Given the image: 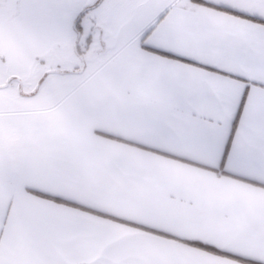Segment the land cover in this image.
I'll return each mask as SVG.
<instances>
[{"label": "crops", "instance_id": "0c3cea01", "mask_svg": "<svg viewBox=\"0 0 264 264\" xmlns=\"http://www.w3.org/2000/svg\"><path fill=\"white\" fill-rule=\"evenodd\" d=\"M199 1L168 0L140 40L20 114L0 264H264V0ZM217 92L209 147L187 100Z\"/></svg>", "mask_w": 264, "mask_h": 264}, {"label": "rangeland", "instance_id": "374dc122", "mask_svg": "<svg viewBox=\"0 0 264 264\" xmlns=\"http://www.w3.org/2000/svg\"><path fill=\"white\" fill-rule=\"evenodd\" d=\"M167 1L0 0V164L22 112L51 107L78 69L95 71L140 40Z\"/></svg>", "mask_w": 264, "mask_h": 264}, {"label": "snow or ice", "instance_id": "6c2138e0", "mask_svg": "<svg viewBox=\"0 0 264 264\" xmlns=\"http://www.w3.org/2000/svg\"><path fill=\"white\" fill-rule=\"evenodd\" d=\"M223 58V57H221ZM207 68L215 69L216 64L206 65ZM221 71H224L221 69ZM243 93H241L240 100L236 102V108L239 109L241 104H245ZM187 104L189 106V116L191 117V112L195 111L197 116L194 118V123L200 126V135L204 142L209 147L217 146L222 139V129L214 123H209V120H219L223 112L227 110L226 102L219 92L215 93L214 96L209 97L205 95L198 96L196 99H188ZM205 117V119H201ZM235 117L229 123L228 134L231 137L232 124L234 123ZM239 129H237V133ZM235 148V140L233 139V149ZM231 152L227 147V139L224 140V147L222 149L221 163L226 156H230ZM237 162L240 161V156L237 154Z\"/></svg>", "mask_w": 264, "mask_h": 264}, {"label": "trees", "instance_id": "16d2710c", "mask_svg": "<svg viewBox=\"0 0 264 264\" xmlns=\"http://www.w3.org/2000/svg\"><path fill=\"white\" fill-rule=\"evenodd\" d=\"M196 2H198V3H201L199 0H195ZM98 3H99V1L97 2V4H95V5H93L91 8H93V7H95V6H97L98 5ZM82 15V14H81ZM77 21V20H76ZM75 21V26H76V28L74 29L75 31H76V34L79 32V20L76 22ZM78 55V54H77ZM79 56V55H78ZM195 246H198V247H204V246H202V245H200V244H195Z\"/></svg>", "mask_w": 264, "mask_h": 264}, {"label": "water", "instance_id": "95a60500", "mask_svg": "<svg viewBox=\"0 0 264 264\" xmlns=\"http://www.w3.org/2000/svg\"><path fill=\"white\" fill-rule=\"evenodd\" d=\"M77 21H78V19H77ZM77 21H76V22H77ZM73 27H74V29L76 28L75 24H74ZM79 36H80V34H79V32H78V33H77V40H78ZM74 50L76 51V46L74 47Z\"/></svg>", "mask_w": 264, "mask_h": 264}]
</instances>
